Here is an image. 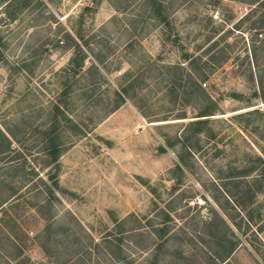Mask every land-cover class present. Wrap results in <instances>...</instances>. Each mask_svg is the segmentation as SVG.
<instances>
[{
    "label": "rangeland",
    "instance_id": "1",
    "mask_svg": "<svg viewBox=\"0 0 264 264\" xmlns=\"http://www.w3.org/2000/svg\"><path fill=\"white\" fill-rule=\"evenodd\" d=\"M5 4L0 127L15 149L0 158V264H264L263 9Z\"/></svg>",
    "mask_w": 264,
    "mask_h": 264
},
{
    "label": "trees",
    "instance_id": "2",
    "mask_svg": "<svg viewBox=\"0 0 264 264\" xmlns=\"http://www.w3.org/2000/svg\"><path fill=\"white\" fill-rule=\"evenodd\" d=\"M13 1L14 0H2L3 3H6L5 6H8L9 3L13 2ZM249 1H250V4H257L256 6H258L259 9L260 8L263 9V12L260 13L258 20L256 22H254L253 27L256 28L257 30H260V32L258 33L259 35H261V34L264 35V32H262V30L264 29V0H249ZM246 15H245V17H246ZM10 17H12V16H10ZM263 40H264V38H263ZM214 46H215V44H214V42H212L211 44L208 45L207 50H206V53L208 54V59L211 60V61L212 60L216 61L215 60L216 58H214V54L213 53L210 54V52L214 49ZM83 62H84V57H80L79 58V62L77 63L78 68H81L83 66ZM90 67L94 68L95 66L92 65ZM188 75H189V78L192 80L193 85H197L196 80L193 77H191L192 74L189 73ZM116 107H118V104H117ZM207 115H210V114L203 113L201 115H198V117H205ZM182 118H184V117H182ZM206 120L207 119L191 120L187 124L188 128H192V130L194 129V132L199 131L202 128L201 125L206 123ZM12 144H13L12 136H11L10 132L8 131V129L0 127V158L1 159H4V158L8 157L10 155V153H12L14 151L15 148L14 149L12 148ZM53 148L54 149L51 150V154L53 156L54 161H56L57 160V155H56L57 150L55 151V149H56L55 146ZM258 159H260V158H258ZM5 162L7 163L6 166L7 167L9 166L8 168L11 169V170L12 169H22L23 168V164H24V162L23 163H19V162L16 161L17 165L14 166V163H16L14 158L8 159ZM176 168L180 169V167L178 165H176ZM238 176L239 177H243V176H246V174L232 175L231 177L238 178ZM55 185H57V184L55 183ZM0 186L4 187V190L7 191V189L9 188V183H7V181L3 179L2 181H0ZM235 187H238V184L236 182H235ZM10 189H11V191L14 190V188H11V187H10ZM12 193H15V192H12ZM9 199H10L9 195L7 197H5V198H3V197L0 198V208H3L2 206ZM2 226H3L4 230L6 231V234H5L6 238H8V240L11 239L13 236L10 234V232H8V230H6L4 225H2ZM48 226L49 225H46L45 228H47ZM161 231H162V229H161ZM12 242H14V241L12 240ZM232 250H233L232 246L228 247L226 252H225V254L222 257L218 256V260H220L222 263H226V261L229 258V255H230ZM211 264H217V263L213 262Z\"/></svg>",
    "mask_w": 264,
    "mask_h": 264
}]
</instances>
